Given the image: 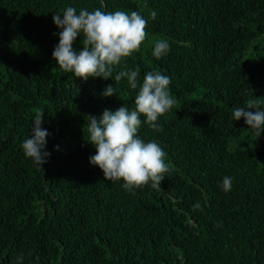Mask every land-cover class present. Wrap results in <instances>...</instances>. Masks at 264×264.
Listing matches in <instances>:
<instances>
[{"label":"trees","instance_id":"1","mask_svg":"<svg viewBox=\"0 0 264 264\" xmlns=\"http://www.w3.org/2000/svg\"><path fill=\"white\" fill-rule=\"evenodd\" d=\"M68 6L148 21L140 50L113 70L139 69L137 89L56 65L53 16ZM159 40L170 47L157 59ZM155 71L175 104L161 131L141 115L137 136L162 147L170 171L129 191L90 163L87 122L134 110ZM108 85L117 95H103ZM248 99L264 110V0H0V264H264V132L233 117ZM37 110L42 167L22 149Z\"/></svg>","mask_w":264,"mask_h":264},{"label":"clouds","instance_id":"2","mask_svg":"<svg viewBox=\"0 0 264 264\" xmlns=\"http://www.w3.org/2000/svg\"><path fill=\"white\" fill-rule=\"evenodd\" d=\"M156 12L151 13L155 19ZM53 21L58 28L59 43L54 48L53 58L64 72L73 73L75 77L87 81L89 77H112L115 83L127 78L132 89L138 87L137 70H123L113 77L114 66L127 57L138 52L148 37L146 31L148 21L138 12L130 14L125 11L105 12L100 8L94 11L77 9L68 6L61 13L56 12ZM78 36H82V48L77 51L73 47ZM166 40L155 44L153 55L159 59L169 51ZM171 80L159 71L148 72L139 86L135 97V109L129 110L125 105L117 110H104L98 119L89 116L86 139L96 147V154L90 157V163L98 166L108 181L123 180V187L129 191L140 188L151 182L153 188L160 187L165 174L170 171V164L165 162L166 153L162 147L152 141L145 143L138 138L141 126V115L146 117V123L154 130L161 131L158 118L168 113L175 100L170 95ZM117 90L108 85L104 96H112ZM258 99H248L246 107L235 108V121L242 117L257 136L264 132V110H260ZM255 110V111H252ZM44 112L36 111L32 121L31 136L24 140L22 149L25 155L34 163L43 166L50 153L46 144L49 132L42 128ZM222 188L225 192L232 188V179L225 177ZM195 207H200L199 204Z\"/></svg>","mask_w":264,"mask_h":264}]
</instances>
